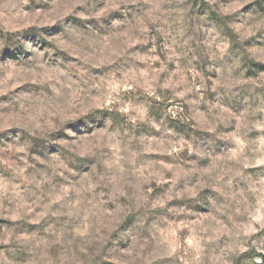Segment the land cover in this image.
Returning a JSON list of instances; mask_svg holds the SVG:
<instances>
[{"label": "clouds", "instance_id": "1", "mask_svg": "<svg viewBox=\"0 0 264 264\" xmlns=\"http://www.w3.org/2000/svg\"><path fill=\"white\" fill-rule=\"evenodd\" d=\"M0 264H264V0H0Z\"/></svg>", "mask_w": 264, "mask_h": 264}]
</instances>
